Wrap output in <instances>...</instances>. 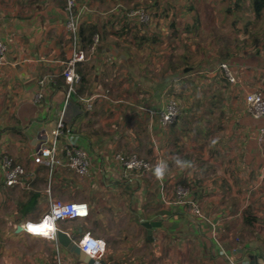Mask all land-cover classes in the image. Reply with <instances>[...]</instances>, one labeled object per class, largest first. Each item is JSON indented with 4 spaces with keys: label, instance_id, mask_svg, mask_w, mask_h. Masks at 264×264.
I'll list each match as a JSON object with an SVG mask.
<instances>
[{
    "label": "crops",
    "instance_id": "obj_1",
    "mask_svg": "<svg viewBox=\"0 0 264 264\" xmlns=\"http://www.w3.org/2000/svg\"><path fill=\"white\" fill-rule=\"evenodd\" d=\"M184 1L192 16L181 9ZM198 1L212 7L211 0H76L80 26L95 27L97 43L90 49L80 41L86 51L76 65L80 82L63 106L60 73L70 56V36L61 26L64 1L0 0V40L7 51L0 70V153L29 173L27 190L0 182V264L53 263L54 242L15 232L27 224L30 232L50 198L86 203V218L56 227L74 241L85 234L103 240L97 264H228L233 253L264 264V146L256 143L264 119H252L244 102L248 93L264 98V28L240 36L257 20L247 13L233 41L212 49L207 24L218 21V33L225 17L202 20L193 9ZM240 3L249 9V0L237 9ZM174 7L182 10L179 16ZM137 8L148 13L149 24L128 17ZM198 33L202 52L229 56L216 63L207 58L185 72L180 58L194 51L191 39ZM222 61L234 82L219 73ZM47 76L54 83L39 88ZM38 91L41 101L34 99ZM165 97L182 98L188 110L161 129L145 109ZM61 111L67 129L61 143L87 153V177L65 168L49 173L33 163L39 131L53 128ZM117 154L156 166L126 175L113 160ZM178 183L200 203V218L172 204ZM144 222L159 225L148 232ZM60 253L66 264H85L62 246Z\"/></svg>",
    "mask_w": 264,
    "mask_h": 264
},
{
    "label": "built area",
    "instance_id": "obj_2",
    "mask_svg": "<svg viewBox=\"0 0 264 264\" xmlns=\"http://www.w3.org/2000/svg\"><path fill=\"white\" fill-rule=\"evenodd\" d=\"M63 19L61 26L70 36V56L66 60L60 73L65 87L64 105L65 106L71 94L76 90L80 76L76 71L77 63L86 58V51L82 48L79 38L80 17L77 12L76 0H63ZM128 17L134 19L139 25H147L151 18L143 8H137L128 13ZM97 43V37L94 36L92 49ZM6 46L0 40V70L6 63ZM218 69L223 73L228 81L234 82V77L226 64L221 63ZM54 83L53 76H47L38 81L39 88H43L46 83ZM42 91H38L34 99L41 101L43 99ZM245 108L247 114L252 119H264V98L261 93L253 92L244 96ZM147 115L156 120L161 129H165L174 124L181 115V107L174 97H165L160 99L155 105L145 109ZM57 121L53 128L39 131L36 144L32 153L33 163L44 167L52 173L57 168H65L79 177H87L90 171V161L87 153L71 144L61 143V139L66 135V127L63 119V111L59 112ZM257 145L264 146V127L258 130L256 136ZM114 162L121 171L130 175L131 173H145L152 170L156 165L140 158L135 154L128 156L117 154ZM27 170L16 163L6 154L0 153V182L6 187H18L22 190L29 189ZM172 204L178 208L188 210V213L194 218H200L201 205L193 196L191 189L183 184H175L173 190ZM88 216V207L84 202L63 201L56 198H50L48 211L41 219L33 224L34 227L47 225L45 231L28 232L25 228L30 225H21V232L36 238L40 241H52L54 246V259L52 264H66L60 253V245L56 242V232L59 230L56 223L64 220L82 219ZM80 251L92 261H99L105 254V243L103 240L95 238L89 234L83 235L77 241H74ZM234 252V251H233ZM234 254V253H233ZM231 254L228 256V264H249L248 259L237 260Z\"/></svg>",
    "mask_w": 264,
    "mask_h": 264
},
{
    "label": "rangeland",
    "instance_id": "obj_3",
    "mask_svg": "<svg viewBox=\"0 0 264 264\" xmlns=\"http://www.w3.org/2000/svg\"><path fill=\"white\" fill-rule=\"evenodd\" d=\"M211 2H212V7H210L209 10H207L208 8L203 6V4H201L199 1L197 2V5L193 7V9L195 10V14H197L202 20L205 19L206 21L209 20L211 21V19H215V17L211 18V16L215 15V13H218L219 16L223 15L225 17V20L222 22L224 29H221V31L218 33L213 32L216 30L213 27H215L218 21L216 22L213 21V23L207 24L209 27L208 30L212 31V34H214L213 37H208V41H209L208 46H210L212 49H215V47L221 43L226 45V44H230L233 41L236 35L233 34L232 32L235 30V28H240V29L244 28V23L247 20L242 19V16L243 15L245 16V14L251 12H249L247 6L243 7V3H240L239 5L240 8L237 9L236 8L237 6L233 4L234 3L233 0H211ZM188 8H189L188 4H186V2L184 1V7L181 9L184 10L183 12L185 13V11L188 12L187 11ZM182 10L179 9L180 13H182ZM179 11H177L178 14L177 16L180 15ZM188 14L192 16L193 12L190 11L188 12ZM234 17H238L237 18L238 20L235 21V23L233 22V20H235ZM263 28H264V13L259 19L255 20V22L252 25H248V28H246V32L241 33L240 36H242L243 34L249 35L250 31L263 32ZM217 35H219L220 37ZM215 36H217L218 38H215ZM201 40L203 41V38L200 37L198 33L195 37H193V39H191V44L195 47L194 51H192L188 55L185 54V57L181 55L180 62L186 65L187 67L186 70H191V71L197 70L198 66H200L204 62H207V58L208 60L214 63H216V58H218L219 60L220 58H222L223 60L228 58L229 56L228 54H218V53L208 54V55L205 54L204 52H202V47L200 46ZM252 40L250 39V44H254L255 41ZM246 44L248 43L245 42V45ZM185 61H190L191 63L189 64ZM221 63H223V61ZM219 73L224 77L221 71ZM175 99L179 102L181 107L180 117H183L185 115V111L188 110L187 107L188 105H184V100H182V98L175 97Z\"/></svg>",
    "mask_w": 264,
    "mask_h": 264
},
{
    "label": "water",
    "instance_id": "obj_4",
    "mask_svg": "<svg viewBox=\"0 0 264 264\" xmlns=\"http://www.w3.org/2000/svg\"><path fill=\"white\" fill-rule=\"evenodd\" d=\"M147 229L148 232H150L151 227H155L158 226L159 223H142ZM21 226H17L15 232L16 233H20L21 232ZM56 242L62 246L63 248L67 249V251H69V253L72 255V257L77 260V261H81L85 264H97L95 261L90 260L86 255H84L80 249L76 246V243L74 242L73 239H71L67 233L58 230L56 232ZM258 261L257 260H252L251 264H257Z\"/></svg>",
    "mask_w": 264,
    "mask_h": 264
},
{
    "label": "trees",
    "instance_id": "obj_5",
    "mask_svg": "<svg viewBox=\"0 0 264 264\" xmlns=\"http://www.w3.org/2000/svg\"><path fill=\"white\" fill-rule=\"evenodd\" d=\"M239 1L236 0V4H235L236 6H238ZM249 9L251 13L254 15L255 19H259L264 13V0H249ZM187 11L190 12L191 9L188 8ZM173 12H174L173 15L175 16L178 15L176 7H174ZM194 28L195 26L193 27V30ZM245 29H246V26H245ZM94 36H97V30L95 27L80 26L79 38H80L81 43H83L85 46L90 47L92 45ZM184 71L190 72L191 70L185 69ZM224 78L226 77L224 76Z\"/></svg>",
    "mask_w": 264,
    "mask_h": 264
},
{
    "label": "clouds",
    "instance_id": "obj_6",
    "mask_svg": "<svg viewBox=\"0 0 264 264\" xmlns=\"http://www.w3.org/2000/svg\"><path fill=\"white\" fill-rule=\"evenodd\" d=\"M177 163L181 166V167H184V166H187L186 164H185V162H183V161H180V160H177ZM164 166H159V167H157L156 168V175L158 176V177H162L163 175H164Z\"/></svg>",
    "mask_w": 264,
    "mask_h": 264
},
{
    "label": "bare ground",
    "instance_id": "obj_7",
    "mask_svg": "<svg viewBox=\"0 0 264 264\" xmlns=\"http://www.w3.org/2000/svg\"><path fill=\"white\" fill-rule=\"evenodd\" d=\"M31 227L32 228L30 230V233H35L34 231H45L47 229V225H44V224L38 228L34 226H31ZM25 229L28 230L27 227Z\"/></svg>",
    "mask_w": 264,
    "mask_h": 264
}]
</instances>
